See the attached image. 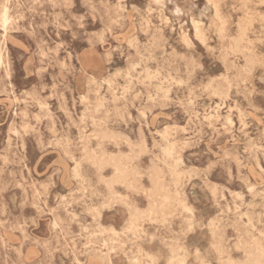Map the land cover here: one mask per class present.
Returning a JSON list of instances; mask_svg holds the SVG:
<instances>
[{"label": "rangeland", "instance_id": "obj_1", "mask_svg": "<svg viewBox=\"0 0 264 264\" xmlns=\"http://www.w3.org/2000/svg\"><path fill=\"white\" fill-rule=\"evenodd\" d=\"M213 1L0 0V264H264V2Z\"/></svg>", "mask_w": 264, "mask_h": 264}, {"label": "bare ground", "instance_id": "obj_2", "mask_svg": "<svg viewBox=\"0 0 264 264\" xmlns=\"http://www.w3.org/2000/svg\"><path fill=\"white\" fill-rule=\"evenodd\" d=\"M5 1V0H4ZM156 2H158V3H162V1L163 0H155ZM208 1H210V3H212V5H213V8H214V11H215V13H217V7H216V4H215V2L213 1V0H208ZM263 2H264V0H263ZM6 21H7V16H6V10L4 11V14H3V17H2V22H3V24H5L6 23ZM194 24H195V27H196V29H198V22H194ZM157 31V30H156ZM4 33V32H3ZM264 33V32H263ZM3 35V34H2ZM113 38V37H112ZM114 39V38H113ZM118 40V39H117ZM105 45V44H104ZM184 62V61H183ZM43 107V106H42ZM93 108V107H92ZM100 108V107H99ZM97 109V108H96ZM93 110V109H92ZM98 111V110H97ZM161 115V114H160ZM108 122V121H107ZM112 125V124H111ZM101 130V129H100ZM117 132V131H116ZM195 134H196V131H195ZM101 139V138H100ZM144 146V145H143ZM209 146V145H208ZM219 149V148H218ZM208 151V150H207ZM142 152V151H141ZM149 159V158H148ZM36 161V160H35ZM34 161V162H35ZM152 162V161H151ZM250 167V166H249ZM121 170V169H120ZM248 170H249V168H248ZM251 170V169H250ZM252 172V171H251ZM264 172V171H263ZM186 173V172H185ZM121 174V173H120ZM250 174V173H249ZM252 175V174H251ZM256 175V174H255ZM259 176V175H258ZM123 177V176H122ZM257 178V177H256ZM173 181V180H172ZM260 181V180H259ZM127 183V182H126ZM127 185V184H126ZM131 189V188H130ZM159 201V200H158ZM152 207V206H151ZM54 217V216H53ZM112 226V225H111ZM112 229H114V228H112ZM114 231V230H113ZM58 238V237H57ZM217 241H219V239L217 240ZM196 257V256H195ZM138 264V263H137ZM167 264V263H166Z\"/></svg>", "mask_w": 264, "mask_h": 264}]
</instances>
